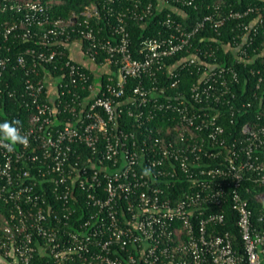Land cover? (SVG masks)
<instances>
[{"label": "built area", "instance_id": "obj_1", "mask_svg": "<svg viewBox=\"0 0 264 264\" xmlns=\"http://www.w3.org/2000/svg\"><path fill=\"white\" fill-rule=\"evenodd\" d=\"M125 1L89 3L62 18L51 16L61 0H0V48L33 44L0 56V79L21 71L20 102L31 110L19 124L28 144L9 151L0 142V264H264V191L251 200L244 184L264 186V54L249 70L252 102L233 88V66L215 63L217 48L192 44L205 27L218 32L258 11L239 22L243 40L224 47L235 63L253 64L248 33L264 22V7L205 4L189 29L167 13L165 34L144 40L134 57L129 19L182 14L205 0ZM99 23L105 29L96 32ZM184 69L197 75L186 95L175 90ZM128 80L135 84L125 97ZM4 92L14 97L7 84ZM223 114L231 125L248 117L236 136ZM225 204L236 214L240 251L216 229Z\"/></svg>", "mask_w": 264, "mask_h": 264}, {"label": "trees", "instance_id": "obj_2", "mask_svg": "<svg viewBox=\"0 0 264 264\" xmlns=\"http://www.w3.org/2000/svg\"><path fill=\"white\" fill-rule=\"evenodd\" d=\"M103 0H61V3L58 5H53L51 8V16L53 17H62L67 18L69 17L71 12L79 14L83 7L89 3L99 4ZM127 7L132 6V1L127 0L124 2ZM205 4H209L212 6L213 4H220L223 5L224 10L232 9L234 11L242 12L248 6L257 7L259 9L264 7V0H205L204 4L200 5L193 9L191 7L188 8H181L182 14H174L168 10H163L161 12L154 11L153 15L150 16L148 19L145 20L144 23H139L135 20H128L126 29L129 34V43H130V51L132 52L134 57H137V52L144 40L152 39L157 37L159 34H165L167 30L165 27H162L161 21L164 19L165 15L169 13L173 20L180 23L185 29H189L192 24L200 19L207 11L205 8ZM178 5V4H177ZM261 12L254 11L250 13L247 17L243 18L242 20H229L226 21L225 24L219 28L218 32H213L210 28L205 27L204 30L196 33L192 38L193 47L202 49L205 48L206 45L211 44L213 48H217L214 53L213 59H215V63L221 65H232L233 68L237 71L239 82L233 88L236 90L240 100H249L254 101L250 96V91H252L253 86L255 85V77H253L249 70L255 69L259 66L264 54V22L261 25L255 26L251 32L248 33L250 44L248 46V54L249 56H256V60L253 64H237L234 60V55L232 51L229 49H224V47L228 45H233L234 41L236 43H240V40H243V33L244 31L240 29L239 22L247 23V21L253 19ZM95 31L99 27H104L103 23H99L98 25H94ZM107 30V28H106ZM104 31L103 34H105ZM106 35V34H105ZM0 45H2V40H0ZM32 47V43H27L25 45L20 44L15 40H10L8 43L5 44V48H0V56H8L12 55L15 56L16 54L20 53L26 47ZM6 48H9V51H6ZM67 54V51H65ZM186 56V52L180 53L175 56L174 59H180ZM171 60V61H172ZM192 70H182L180 71L179 76V84L176 87L177 92H181L183 94H188V90L193 82H195L197 75L195 72H191ZM102 81L106 78V76L102 75L100 77ZM22 81H23V74L19 70L12 71L11 68L7 69L2 78L0 79V85L4 86L7 84V89L10 91H14V97L9 98L6 93L0 94V120L1 123L5 121H19V124H25L26 118L31 113V110L28 108H24L21 104L20 93L22 91ZM134 80H128V85L125 90V97L130 95V87L134 86ZM174 90V91H175ZM222 121L221 124L225 128L226 132H233V135L236 136L238 134V128L240 125L248 118L244 116H237L235 119L234 125L229 123L227 115L223 114L221 116ZM159 124L163 125L162 122ZM261 157L264 159V148L260 153ZM246 186L251 188L250 199L253 200V195L264 191L263 187H257L253 184L244 183ZM252 206L254 207V214H258L260 206L251 202ZM223 214H224V222L221 226L217 227L216 229L219 232H229L234 240V245L240 251V240H239V233L236 227V214L230 209L229 204H225L223 207Z\"/></svg>", "mask_w": 264, "mask_h": 264}, {"label": "clouds", "instance_id": "obj_3", "mask_svg": "<svg viewBox=\"0 0 264 264\" xmlns=\"http://www.w3.org/2000/svg\"><path fill=\"white\" fill-rule=\"evenodd\" d=\"M0 142L8 141V150L12 151L13 146L16 144L27 145L28 138L22 135L19 131V121H5L0 123ZM151 173V169L145 168L143 175L148 176Z\"/></svg>", "mask_w": 264, "mask_h": 264}, {"label": "rangeland", "instance_id": "obj_4", "mask_svg": "<svg viewBox=\"0 0 264 264\" xmlns=\"http://www.w3.org/2000/svg\"><path fill=\"white\" fill-rule=\"evenodd\" d=\"M73 54V53H72ZM77 55H75V52H74V54H73V57H76Z\"/></svg>", "mask_w": 264, "mask_h": 264}, {"label": "crops", "instance_id": "obj_5", "mask_svg": "<svg viewBox=\"0 0 264 264\" xmlns=\"http://www.w3.org/2000/svg\"><path fill=\"white\" fill-rule=\"evenodd\" d=\"M77 57H79V55H77Z\"/></svg>", "mask_w": 264, "mask_h": 264}]
</instances>
